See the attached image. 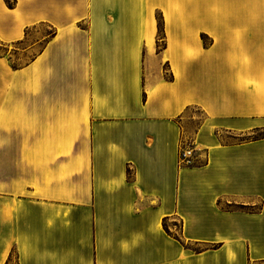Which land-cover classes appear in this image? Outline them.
Segmentation results:
<instances>
[{"label": "crops", "instance_id": "0c3cea01", "mask_svg": "<svg viewBox=\"0 0 264 264\" xmlns=\"http://www.w3.org/2000/svg\"><path fill=\"white\" fill-rule=\"evenodd\" d=\"M10 1L0 264H264V0Z\"/></svg>", "mask_w": 264, "mask_h": 264}, {"label": "trees", "instance_id": "16d2710c", "mask_svg": "<svg viewBox=\"0 0 264 264\" xmlns=\"http://www.w3.org/2000/svg\"><path fill=\"white\" fill-rule=\"evenodd\" d=\"M5 2L10 6L9 0H5ZM156 20H157V29H158L156 44H157V48L159 50V49L163 48L164 45H165V43H164L163 21H162V16H161L160 13L156 14ZM164 228H166L165 224H164ZM166 230H167V228H166Z\"/></svg>", "mask_w": 264, "mask_h": 264}, {"label": "built area", "instance_id": "2783aa9c", "mask_svg": "<svg viewBox=\"0 0 264 264\" xmlns=\"http://www.w3.org/2000/svg\"><path fill=\"white\" fill-rule=\"evenodd\" d=\"M194 148L187 144L186 146H182L179 149L178 159L180 163H190V159L193 158Z\"/></svg>", "mask_w": 264, "mask_h": 264}, {"label": "rangeland", "instance_id": "374dc122", "mask_svg": "<svg viewBox=\"0 0 264 264\" xmlns=\"http://www.w3.org/2000/svg\"><path fill=\"white\" fill-rule=\"evenodd\" d=\"M9 3H10V5H12V2L10 0H9ZM206 42H207V40H206ZM164 72L167 73L165 67H164ZM227 136L228 135H225V134L222 135V137H224V138H226ZM167 226L168 227L170 226L172 233H177L179 230V223L178 222H170L167 224ZM179 241H180V239H179ZM180 242H182V241H180Z\"/></svg>", "mask_w": 264, "mask_h": 264}]
</instances>
